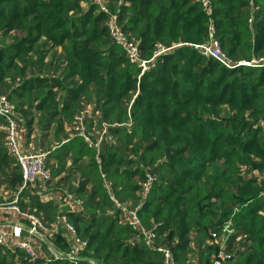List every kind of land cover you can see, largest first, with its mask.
Returning a JSON list of instances; mask_svg holds the SVG:
<instances>
[{
  "label": "trees",
  "instance_id": "16d2710c",
  "mask_svg": "<svg viewBox=\"0 0 264 264\" xmlns=\"http://www.w3.org/2000/svg\"><path fill=\"white\" fill-rule=\"evenodd\" d=\"M210 2L208 16L199 0H0V98L24 148L48 153L54 189L46 203L25 190L19 205L50 230L65 215L101 264H164L159 247L175 264H213L219 251L224 264H264V67L228 69L192 47L212 24L233 66L264 58V0ZM113 15L143 60L173 49L143 73L111 37ZM5 126L0 118V202L22 185ZM62 191L82 211L64 207ZM124 208H139L155 248ZM9 240L0 264H45Z\"/></svg>",
  "mask_w": 264,
  "mask_h": 264
},
{
  "label": "built area",
  "instance_id": "2783aa9c",
  "mask_svg": "<svg viewBox=\"0 0 264 264\" xmlns=\"http://www.w3.org/2000/svg\"><path fill=\"white\" fill-rule=\"evenodd\" d=\"M101 5V0H96ZM207 15L212 14V6L210 0H199ZM105 13L108 11L102 6ZM109 32L114 41L119 44L128 60L135 65L142 68V72L151 70L154 66V61L158 56L166 54L173 48H165L160 46L155 52L154 56L149 60H143L141 53L136 44H134L126 35L123 34L117 23L115 15L111 16L108 23ZM215 27L211 24L209 27V41L205 44L193 45L192 47L199 54L204 57H212L218 60L226 68L231 69L237 66H244L249 68L264 67V58L253 59L250 61L238 62L235 66L221 51L219 44L214 40ZM88 109L85 113L77 118L76 130L84 131L83 117L89 114ZM0 118H3L6 126V148L8 153L16 160L22 174V185L17 190L15 197L11 201L0 203V246L9 248V239H15L14 245L17 249L23 251L29 261H36L41 258L45 260V264H51L54 260H67L70 264H86L78 260L81 257H87L85 254L87 244L81 239L75 226L71 224L69 219L65 216H59L56 223L50 230L43 222V218L36 214V210L32 213L25 212L21 209L19 202L21 201V194L25 190H29L37 196L42 203L53 200V188L50 184L51 173L46 167L48 153L32 152V148L25 149L22 143L24 129L20 126L18 118L15 116L13 107L6 97L0 98ZM89 141V140H87ZM105 178L104 174H102ZM152 178L149 176L143 184L144 194L149 190ZM105 188L110 195L111 200L115 201L111 194V184L105 182ZM63 206L68 205L82 211V202L76 199L71 193L62 191ZM120 208H123L119 205ZM139 208L125 209L124 213L127 217L128 224L133 230L138 231L147 247H154L155 235L147 231L141 224L138 216ZM60 236L65 247H57L55 245L56 236ZM55 237V238H54ZM40 243V245H38ZM42 244L45 246L43 250ZM158 251L163 254L164 264H175L172 253L165 248H158ZM228 260V256L224 252L219 251L217 258L213 264H224Z\"/></svg>",
  "mask_w": 264,
  "mask_h": 264
},
{
  "label": "water",
  "instance_id": "95a60500",
  "mask_svg": "<svg viewBox=\"0 0 264 264\" xmlns=\"http://www.w3.org/2000/svg\"><path fill=\"white\" fill-rule=\"evenodd\" d=\"M78 260L85 262L86 264H101L99 263L96 259L92 258V257H81L78 258Z\"/></svg>",
  "mask_w": 264,
  "mask_h": 264
},
{
  "label": "rangeland",
  "instance_id": "374dc122",
  "mask_svg": "<svg viewBox=\"0 0 264 264\" xmlns=\"http://www.w3.org/2000/svg\"><path fill=\"white\" fill-rule=\"evenodd\" d=\"M3 191V190H2ZM2 194H4L3 195V201L4 202H8L7 200H8V196H5L6 194L4 193V192H2ZM8 195H9V193H8ZM0 203H3V202H0ZM56 238H57V240H58V242L59 243H62V240H61V237L58 235V236H56ZM55 242V241H54ZM56 245V244H55Z\"/></svg>",
  "mask_w": 264,
  "mask_h": 264
}]
</instances>
